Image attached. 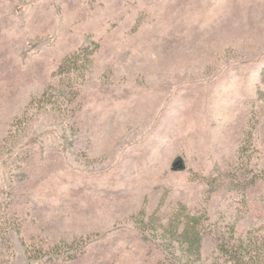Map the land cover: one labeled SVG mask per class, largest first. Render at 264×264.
<instances>
[{
  "label": "rangeland",
  "instance_id": "374dc122",
  "mask_svg": "<svg viewBox=\"0 0 264 264\" xmlns=\"http://www.w3.org/2000/svg\"><path fill=\"white\" fill-rule=\"evenodd\" d=\"M0 264H264V0H0Z\"/></svg>",
  "mask_w": 264,
  "mask_h": 264
},
{
  "label": "trees",
  "instance_id": "16d2710c",
  "mask_svg": "<svg viewBox=\"0 0 264 264\" xmlns=\"http://www.w3.org/2000/svg\"><path fill=\"white\" fill-rule=\"evenodd\" d=\"M88 49H84L83 48V52H86ZM76 58L78 57V55L76 56V55H74ZM69 59V58H68ZM68 59L67 60H65L64 62H63V64L61 65V67L59 68V73H62V72H65V73H70L71 71H70V66L68 65V63H67V61H68ZM81 68H83V67H81ZM76 70V69H75ZM77 71H80V69H77ZM184 235H187V233L186 234H184ZM192 243H195L197 246H200V243H201V239L196 235L195 236V238H194V241H192Z\"/></svg>",
  "mask_w": 264,
  "mask_h": 264
}]
</instances>
